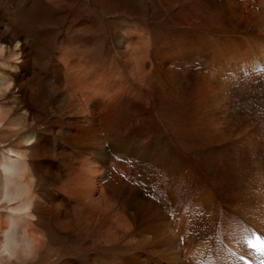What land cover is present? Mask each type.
<instances>
[{
  "label": "bare ground",
  "instance_id": "1",
  "mask_svg": "<svg viewBox=\"0 0 264 264\" xmlns=\"http://www.w3.org/2000/svg\"><path fill=\"white\" fill-rule=\"evenodd\" d=\"M5 158L33 264H264V0H0Z\"/></svg>",
  "mask_w": 264,
  "mask_h": 264
},
{
  "label": "clouds",
  "instance_id": "2",
  "mask_svg": "<svg viewBox=\"0 0 264 264\" xmlns=\"http://www.w3.org/2000/svg\"><path fill=\"white\" fill-rule=\"evenodd\" d=\"M18 47V45H17ZM8 88L12 84L7 85ZM13 163L5 158L0 161V171L3 172V177L0 179V200L5 197L21 195L18 187L19 171L13 167ZM30 207V205H28ZM32 219H35L33 216ZM30 245L25 225L20 223H9L2 231H0V264H20L19 253Z\"/></svg>",
  "mask_w": 264,
  "mask_h": 264
},
{
  "label": "rangeland",
  "instance_id": "3",
  "mask_svg": "<svg viewBox=\"0 0 264 264\" xmlns=\"http://www.w3.org/2000/svg\"><path fill=\"white\" fill-rule=\"evenodd\" d=\"M153 4L152 5L151 4L149 5L151 9L149 7H145V9L142 10L141 19H140V22L137 24V26H134V23H131L129 20H127L128 23L123 22L122 24L123 25H126V26L129 25L132 28L144 29L145 31L147 29H150V30L152 29V30L155 31V6ZM153 6H154V8H153ZM106 12L109 14V18H110V14H113L112 12H119L120 16L118 15L115 18L118 19L120 17H123V19H124V16L123 15L125 13V10H122L121 8L119 9V7L114 8V7H112V5L110 3L107 5ZM119 23H121V22L119 21ZM66 28H68V27H66ZM58 29H59V31H62L63 27H59ZM107 29L109 31L110 28H107ZM62 36H63V34L60 32L59 33V37L61 39H62ZM153 40L155 41V32L153 33ZM111 54H112L111 39L110 40L107 39V41L104 44V46L101 47V48H98L96 50V52H95V55H97V56H100L101 55L103 60L110 58ZM5 213H6V211H3V209L0 210V215L1 214H5ZM38 230H39V228H38ZM58 241H60V242H58ZM58 241L57 240H54V244L53 243L52 244L50 243L48 247L49 248H52L55 245L57 246L58 243H60L58 245V247H59L61 245H64V243H65L64 242V239H61V240H58ZM48 252H51V251L49 250ZM41 255L43 256L44 254L41 253ZM20 258H21L20 259L21 260L20 264H33L34 262H36L37 260L40 259V257H38V258H35L34 261H30L29 257L25 259V257H21L20 256ZM14 263L16 264V261H14Z\"/></svg>",
  "mask_w": 264,
  "mask_h": 264
},
{
  "label": "snow or ice",
  "instance_id": "4",
  "mask_svg": "<svg viewBox=\"0 0 264 264\" xmlns=\"http://www.w3.org/2000/svg\"><path fill=\"white\" fill-rule=\"evenodd\" d=\"M18 47H19V45H18ZM7 197H5V199H6ZM0 202H3L2 200H0Z\"/></svg>",
  "mask_w": 264,
  "mask_h": 264
}]
</instances>
